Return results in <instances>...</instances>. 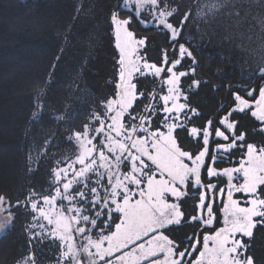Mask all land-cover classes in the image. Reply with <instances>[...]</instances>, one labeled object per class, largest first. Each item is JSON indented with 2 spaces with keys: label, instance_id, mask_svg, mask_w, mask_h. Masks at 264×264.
<instances>
[{
  "label": "snow or ice",
  "instance_id": "obj_1",
  "mask_svg": "<svg viewBox=\"0 0 264 264\" xmlns=\"http://www.w3.org/2000/svg\"><path fill=\"white\" fill-rule=\"evenodd\" d=\"M243 2L197 4L205 22L232 20L224 39L238 38L242 51ZM191 15L177 0H113L110 91L78 126L76 113L51 116L63 135L44 141L35 168L28 157V173L47 163L43 183L0 190V234L25 217L14 264H39L38 246L52 252L50 264H264L252 251L264 232V56L242 74L247 83L228 86L215 117L203 115L192 98L208 81L184 39ZM134 26L166 37L158 60ZM55 69L32 85L34 122L48 110ZM61 142L68 148L57 156Z\"/></svg>",
  "mask_w": 264,
  "mask_h": 264
},
{
  "label": "trees",
  "instance_id": "obj_2",
  "mask_svg": "<svg viewBox=\"0 0 264 264\" xmlns=\"http://www.w3.org/2000/svg\"><path fill=\"white\" fill-rule=\"evenodd\" d=\"M177 2L192 13L199 0ZM81 5L83 9L78 11ZM112 5L113 0H0V190L15 195L29 184L43 183L47 163L42 161L38 172L28 173V157L33 156L35 168V156L42 150L44 141L52 137L59 140L63 135V126L51 116L65 111L76 113L78 119L73 124L78 126L87 118V109L98 105L110 91L114 49L108 15ZM247 5L248 8L239 10L247 20L243 25L248 29L245 32L248 38L250 21L264 18V6ZM192 19L193 14L185 26L184 39L190 41L188 46L198 60L197 78L208 81L192 100L203 110V115L215 117L229 95L228 86L247 83L241 76L248 75L250 70L242 62L240 40L224 39L236 31L231 19L222 15L215 23L216 20L205 22L198 18L197 27L201 28L198 40L185 34L195 21ZM134 27L137 35L148 38V58L158 60L161 49L167 46L166 37L155 29ZM240 30L243 31L241 26ZM53 63L56 69L46 98L48 110L37 123L31 119L32 85L48 76ZM236 90L233 87L232 91ZM66 148L68 145L61 142L52 151L60 156L66 154ZM24 223L25 217L21 214L14 231L0 234V264H14V258L24 250ZM36 251L39 264H50L52 252L47 247L38 246ZM252 251L258 258H264V232H257Z\"/></svg>",
  "mask_w": 264,
  "mask_h": 264
},
{
  "label": "rangeland",
  "instance_id": "obj_3",
  "mask_svg": "<svg viewBox=\"0 0 264 264\" xmlns=\"http://www.w3.org/2000/svg\"><path fill=\"white\" fill-rule=\"evenodd\" d=\"M244 2L246 3V4H244V6H246V8H248L249 7V5H247L248 0H244ZM252 3L260 5V4L256 3L255 0H252ZM244 6L241 8L242 11H243ZM192 14H193L192 20H195V21H193V23L190 25L191 28L186 29V31L189 30L188 34L187 33H185V34L187 37H189L191 39L193 38V39L198 40L199 37L197 34L199 33V30H201V28L197 27V23H196V22H198L197 9H195V11L192 12ZM261 18H263V17H258L256 19H253L252 21H250L251 24H249V27L251 30V35H250L251 39H248L247 37H245L243 40L245 50L242 51V55H243V61L242 62L244 63V68L247 71L251 70L255 66V64L260 61L261 57L264 56V27H262L258 23V20ZM215 23H218V19H216ZM251 27H253V28H251ZM241 28L243 29V32H248L247 27L244 26L243 24L241 25ZM220 34H221V31H218L217 36H220ZM254 36H255V38H252ZM246 42L249 44V45H247V47H246Z\"/></svg>",
  "mask_w": 264,
  "mask_h": 264
}]
</instances>
